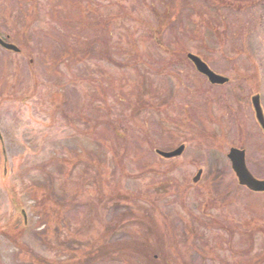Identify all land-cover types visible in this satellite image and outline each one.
<instances>
[{"label":"rangeland","instance_id":"1","mask_svg":"<svg viewBox=\"0 0 264 264\" xmlns=\"http://www.w3.org/2000/svg\"><path fill=\"white\" fill-rule=\"evenodd\" d=\"M254 1L0 0V264H264V192L225 155L264 179Z\"/></svg>","mask_w":264,"mask_h":264},{"label":"water","instance_id":"2","mask_svg":"<svg viewBox=\"0 0 264 264\" xmlns=\"http://www.w3.org/2000/svg\"><path fill=\"white\" fill-rule=\"evenodd\" d=\"M0 46L2 48L11 50L13 52L20 51V48L17 47L15 44L13 45L12 43L5 41L4 39L2 40L1 38H0ZM187 58L192 61L195 70L205 75L208 81L215 83V84L225 83L228 81L227 77L219 73L217 74L213 70H211L208 67V65L203 60L200 59L198 55H194L189 52L187 53ZM250 100H251V107L254 111L255 120L258 122L262 132H264V112L261 108V103L259 100V93L252 94L250 97ZM0 145H1V154L5 162L6 156L4 154V147L2 144L1 136H0ZM184 149H185V146L184 144L181 143L179 144L178 147L174 149H169V151L158 148L155 150V153L161 156L162 158L169 159V158L178 157L183 152ZM226 155L231 165L232 172L234 176H236L237 182L240 185L246 186L248 189L255 191V192L256 191L264 192V179L257 178L256 176L251 174V172L249 171L247 167V164H245L244 149H239V148L232 146L231 148H229ZM6 171H7L6 167L3 168L2 172H3L4 177H6L5 176ZM200 174H201V170H199L196 173V175L193 177L194 182H196L200 178L199 177ZM22 213L24 217V211ZM24 223H26L25 217H24Z\"/></svg>","mask_w":264,"mask_h":264},{"label":"trees","instance_id":"3","mask_svg":"<svg viewBox=\"0 0 264 264\" xmlns=\"http://www.w3.org/2000/svg\"><path fill=\"white\" fill-rule=\"evenodd\" d=\"M188 1H189V0H188ZM192 1H194V0H192ZM249 2H250V5H253V2H255V1H254V0H249ZM209 5H210V4H209ZM215 5H216V4H215ZM215 5H214V6H215ZM205 6H206L205 8L208 7L207 5H205ZM211 6H212V5H211ZM216 7H217V6H215V7L212 6V8H213V10H214L213 12H214V14L216 15V17H217V19H218L219 16L217 15V8H216ZM46 198H48V196H47ZM44 199H45V198H44ZM145 247H146V246H145ZM144 250H145V249H144ZM144 250H143V251H144Z\"/></svg>","mask_w":264,"mask_h":264},{"label":"flooded vegetation","instance_id":"4","mask_svg":"<svg viewBox=\"0 0 264 264\" xmlns=\"http://www.w3.org/2000/svg\"><path fill=\"white\" fill-rule=\"evenodd\" d=\"M0 37H2V36L0 35ZM2 38L8 39L9 37L4 36V37H2ZM205 79H206V78H205ZM206 81H207V80H206ZM209 85H213V84H211V83L209 82ZM213 86H215V85H213Z\"/></svg>","mask_w":264,"mask_h":264}]
</instances>
